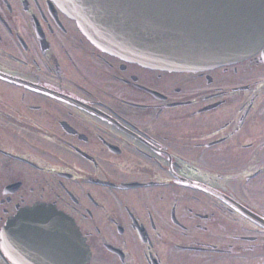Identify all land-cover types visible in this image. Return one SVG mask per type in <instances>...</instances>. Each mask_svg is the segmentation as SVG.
Masks as SVG:
<instances>
[{"label": "flooded vegetation", "instance_id": "af4514ba", "mask_svg": "<svg viewBox=\"0 0 264 264\" xmlns=\"http://www.w3.org/2000/svg\"><path fill=\"white\" fill-rule=\"evenodd\" d=\"M263 51L152 69L53 0H0V264L42 262L3 229L53 214L77 227L82 264H264Z\"/></svg>", "mask_w": 264, "mask_h": 264}, {"label": "water", "instance_id": "95a60500", "mask_svg": "<svg viewBox=\"0 0 264 264\" xmlns=\"http://www.w3.org/2000/svg\"><path fill=\"white\" fill-rule=\"evenodd\" d=\"M54 1L103 50L160 69L228 64L264 43V0ZM57 220L63 228L56 227ZM13 224L20 226L19 220ZM18 233L15 251L39 254V264H81L85 255L75 228L60 214L51 221L35 218Z\"/></svg>", "mask_w": 264, "mask_h": 264}, {"label": "snow or ice", "instance_id": "6c2138e0", "mask_svg": "<svg viewBox=\"0 0 264 264\" xmlns=\"http://www.w3.org/2000/svg\"><path fill=\"white\" fill-rule=\"evenodd\" d=\"M27 214L30 216H33V217H45V218L48 217L49 215H51V213L48 209H45L41 206H37L33 209L27 210ZM56 227L57 228H63L64 225H63L62 221L57 220ZM69 247L70 248L75 247V245L72 241H69Z\"/></svg>", "mask_w": 264, "mask_h": 264}, {"label": "rangeland", "instance_id": "374dc122", "mask_svg": "<svg viewBox=\"0 0 264 264\" xmlns=\"http://www.w3.org/2000/svg\"><path fill=\"white\" fill-rule=\"evenodd\" d=\"M219 163H220V161H218V160L215 161V164H219Z\"/></svg>", "mask_w": 264, "mask_h": 264}]
</instances>
